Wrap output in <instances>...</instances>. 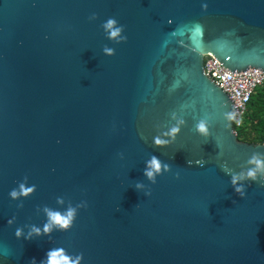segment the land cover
<instances>
[{
    "label": "water",
    "instance_id": "obj_1",
    "mask_svg": "<svg viewBox=\"0 0 264 264\" xmlns=\"http://www.w3.org/2000/svg\"><path fill=\"white\" fill-rule=\"evenodd\" d=\"M108 18L126 42L105 38ZM206 54L264 72V0H0V259L264 264V181H244L241 199L222 169L245 171L264 144L238 139ZM177 120L175 141L154 146ZM152 156L170 169L155 183ZM21 184L35 191L11 199ZM70 207L68 231L15 239Z\"/></svg>",
    "mask_w": 264,
    "mask_h": 264
},
{
    "label": "clouds",
    "instance_id": "obj_2",
    "mask_svg": "<svg viewBox=\"0 0 264 264\" xmlns=\"http://www.w3.org/2000/svg\"><path fill=\"white\" fill-rule=\"evenodd\" d=\"M97 16L92 14L89 17V21H95ZM101 28L105 34V38L111 42L122 43L126 42L127 37L123 35L124 29L123 26L118 24L114 18H108L101 24ZM103 53L105 56L111 57L115 54L113 48L107 46L104 47ZM173 119H176L173 115ZM183 124L182 120H177L176 123L171 126L167 132L163 133V137L154 136L152 138V144L156 147L167 146L170 143L175 141L177 134L180 131V126ZM197 134L207 137L209 135L207 125L204 121H200L196 125ZM248 167L245 171H242L238 174H234L231 170L227 169L226 166H222V169L227 175H230V183L233 187L234 192L241 198H245V188L244 181H250L256 183L258 181H264V156L260 154H253L252 157L248 160ZM188 166L193 164V161H187ZM195 164L199 167H203L205 161L198 160L195 161ZM163 172H168L169 165L162 164L161 161L156 157L152 156L151 159L147 162L146 169L144 171L145 177L152 183H155V178ZM176 179H179V175H176ZM264 186V184H262ZM137 189L141 188L142 185L137 184ZM35 191V186L26 187L24 184L19 185V191L13 189L9 192V197L15 200L18 196L28 197ZM146 196H151V193H145ZM136 207H139L137 205ZM119 211V209H117ZM47 215V223L44 224L43 228H37L33 226L27 235H24L22 229L17 228L15 231V239L20 240L23 238L25 241H28L32 238L33 235H48L55 228L59 231H68L72 225L74 218L76 216V209L69 208L65 213L54 212L48 209H45ZM9 224H12V220L8 221ZM83 257L77 255L75 257L69 256L66 254L63 248H54L50 249L46 253V258L40 260L39 264H81ZM0 264H6V260L0 259ZM31 264H37V261L33 259Z\"/></svg>",
    "mask_w": 264,
    "mask_h": 264
},
{
    "label": "built area",
    "instance_id": "obj_3",
    "mask_svg": "<svg viewBox=\"0 0 264 264\" xmlns=\"http://www.w3.org/2000/svg\"><path fill=\"white\" fill-rule=\"evenodd\" d=\"M203 72L232 100L235 108L234 131L238 135L252 95L264 85V72L251 68L246 72H231L210 54L203 56Z\"/></svg>",
    "mask_w": 264,
    "mask_h": 264
},
{
    "label": "trees",
    "instance_id": "obj_4",
    "mask_svg": "<svg viewBox=\"0 0 264 264\" xmlns=\"http://www.w3.org/2000/svg\"><path fill=\"white\" fill-rule=\"evenodd\" d=\"M238 139L250 144H264V85L252 95Z\"/></svg>",
    "mask_w": 264,
    "mask_h": 264
}]
</instances>
